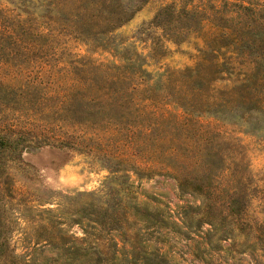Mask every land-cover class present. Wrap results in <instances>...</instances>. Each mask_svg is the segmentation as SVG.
Masks as SVG:
<instances>
[{"label":"trees","instance_id":"16d2710c","mask_svg":"<svg viewBox=\"0 0 264 264\" xmlns=\"http://www.w3.org/2000/svg\"><path fill=\"white\" fill-rule=\"evenodd\" d=\"M10 1L26 16L28 40L14 35L13 46L15 55L26 54L29 73L37 62L47 65L54 57L35 43L36 36L68 37L93 54L111 52L113 60L83 59L69 91H42L44 99L17 105L21 110L0 125V230L14 222L5 210L15 201L10 167L24 165L28 152L67 147L95 153L109 173L100 190L87 194V204H76L78 218L70 219L89 237L51 242L70 255L71 264H120L116 255L102 254L99 236L131 227L185 235L207 227L206 235L219 242L251 232L235 201L241 177L223 146L228 127L264 141V0L162 4L134 36L141 48L116 33L150 0ZM168 45L191 47L194 64L163 68ZM130 173L138 179L171 178L198 204L171 212L137 191ZM9 259L28 264L0 243V263L14 264Z\"/></svg>","mask_w":264,"mask_h":264},{"label":"rangeland","instance_id":"374dc122","mask_svg":"<svg viewBox=\"0 0 264 264\" xmlns=\"http://www.w3.org/2000/svg\"><path fill=\"white\" fill-rule=\"evenodd\" d=\"M170 1L173 0H150L116 34L134 44V36L143 23L152 20L157 9ZM25 20L26 16L14 9L10 0H0V125L9 122L13 110H21L17 105L27 103L30 107L44 99L42 91L56 94L69 91L76 78L74 68L79 67L83 59L113 60L111 52L97 50L93 54L68 37L36 36L35 43L41 47L45 45L54 57L47 65L37 62L35 70L29 73L26 54L18 50L15 55L13 46L14 35L28 40ZM135 46L141 48L143 45L136 42ZM168 50L160 62L163 68L182 70L195 62L196 52L188 45H168ZM29 82L35 87L34 93L29 91ZM227 132L223 150L228 163H232L231 167L241 177V189L235 201L247 214V224L251 226L249 234L236 233L233 238L219 242L206 235L207 227L189 232V235L131 227V230L100 235L97 245L102 254L108 258L116 255L120 264H134L135 261L138 264H264V141L229 127ZM122 153L126 154L125 149ZM23 161L24 165H12L7 171L15 201L5 210L14 222L0 230V243H5L7 250L17 257L23 256L28 264H71L70 255L51 246V242L69 244L72 240L89 237L83 233L81 225L70 219L78 218L76 204H87V194L100 190L109 173L95 153L88 155L67 147H43L24 154ZM140 161L133 160L137 166ZM129 176L137 191L160 200L171 212L178 213L180 208L198 204L194 196L180 193L171 178L138 179L133 173ZM81 222L85 226L87 219L82 217ZM12 262L17 263L9 259L8 263Z\"/></svg>","mask_w":264,"mask_h":264}]
</instances>
